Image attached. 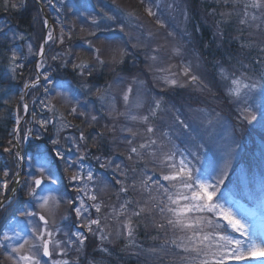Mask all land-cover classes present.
Here are the masks:
<instances>
[{
	"label": "snow or ice",
	"instance_id": "1",
	"mask_svg": "<svg viewBox=\"0 0 264 264\" xmlns=\"http://www.w3.org/2000/svg\"><path fill=\"white\" fill-rule=\"evenodd\" d=\"M214 2L225 5L231 2L234 9L237 5L241 6L239 11L219 13L221 19L217 21V31L213 34L214 38L216 36L223 37L224 33L219 26L229 23L234 15L239 18L238 23L243 27L254 26L259 29L261 23H264V0H214ZM12 6L15 7V5ZM157 7H159V4H157ZM168 8L180 11L185 24L190 21L191 16L187 0H173ZM147 11L149 16L156 15L151 7ZM209 15H217L216 9H211ZM105 19L115 21L117 18L101 9L100 19L92 17L91 24L99 28L100 20ZM257 21L261 23H257ZM157 23L161 27H165L164 21L159 18H157ZM45 25L47 26V21H45ZM119 28L121 32L124 31L122 24ZM195 31L197 33L201 31L199 23L196 24ZM90 35L95 36L96 32L93 31ZM149 35L151 36V33ZM168 35L171 36L173 33L169 32ZM185 35L190 36L191 34L185 32ZM51 39L52 33L49 32L48 40ZM61 42L63 41L61 40ZM85 43L92 49L97 64L103 66L105 61L100 57L101 50L95 48L89 40H86ZM138 46L139 41L137 44L132 45L133 48ZM246 46L251 47L252 45L241 44V47ZM158 51V49H153L154 53ZM261 51L264 52V48H261ZM171 53L173 56H182V46H174ZM40 54L43 55V46H41ZM132 55L133 53H130L127 48H120L119 59L113 55V63L122 64L125 57ZM53 59L55 60L56 57L54 56ZM148 59L155 62L158 60V56L154 54ZM15 60L16 54L13 53L12 61ZM257 63L264 65V61H257ZM40 66L37 65V67ZM173 67L169 65L168 68L156 69L161 74L156 76L155 79L169 88H183L186 87V84L182 82L180 77H187L188 83L195 85L201 92L211 91L209 85L199 76L191 74L192 65L190 62L184 65L179 73L173 72L171 70ZM217 67L220 81L226 82L225 94L236 104L241 121L249 125L256 122L264 127V104L258 109L255 103L257 94L264 97V73H261L260 80L257 81L247 72H240L237 75L235 72L219 65V62H217ZM241 67H244L242 63ZM73 68L79 69V75L82 77L85 75L86 69L88 70L87 75H92L91 65L83 61L74 64ZM44 79L51 83L47 75ZM31 86L35 87L36 85ZM28 87L29 85L25 84V88ZM47 91L48 89H45V92ZM80 91L84 92L85 95L91 94V88L86 83L80 85ZM132 91V88L129 87L123 94V102L126 108L129 106ZM56 94L61 96L66 103L72 105L71 115L84 117L89 124L98 121L96 115L84 110L89 107V103L87 100L82 102L77 93L70 96L67 92L57 91ZM96 95L100 101L106 99L105 91L99 88L96 89ZM21 99H23V96H21ZM143 104V98L138 95L135 100V107L137 109L142 108ZM50 110L52 109L50 108ZM24 111H28L26 104L24 105ZM112 111H115L114 105ZM165 111L163 97H161L159 99L153 98V103L148 108L147 114H133L131 111L118 113L119 116H126L128 120L134 123L144 125L143 131L139 129L134 131L132 127L121 128V132H127L131 136V138H126L128 145L126 159L133 162V164L145 163V168L140 172L141 178L138 181L133 180L132 184H128V172L131 170L135 173L136 168L128 169L126 166L122 167L121 164L117 163L113 169L114 172L123 177V179L114 177L115 183L120 185L117 194L118 199L119 194L126 196L130 188L134 190L138 188L141 192H147L148 194L143 204L130 198L125 199L120 203L119 208L113 205L109 213L117 220L121 216L126 217L121 223V228L128 239L127 246H135L133 238L138 225L133 223L132 218L148 215L151 218L153 227L157 230L170 231L174 234L170 240L164 241L161 248L171 244L183 253L180 256L181 264H230V262L247 264L250 257L264 256V219L256 224L253 215L246 210L234 211L235 202L231 200L230 196L226 197L220 192L221 185L224 184L227 176V169L231 165L232 150L229 149L225 153L226 159L219 170H217L214 163L206 164L202 151L206 149V144L211 145L214 143L211 135L206 133V128L202 130L194 122L181 119L180 109H176L174 126L177 136L182 135L187 141L185 147L181 148L175 143L168 131H160L154 123L155 120L160 119V113ZM193 111L202 113L205 118L209 115L207 108H197ZM219 120L220 114L217 112L216 121ZM61 121L62 126H70L63 123V115H61ZM39 123L43 128L50 121L45 119L39 121ZM202 123L212 126L214 122L212 119H206ZM29 135H31V129L28 130L24 139L27 140ZM98 135L103 136V133ZM137 137L140 138V142H137ZM16 139L19 140V136ZM79 140H87L83 131L80 132ZM58 143V140H52L53 145ZM4 151L11 152V149L5 148ZM53 151L54 157L45 151L39 154L35 161L30 159L29 179L26 184L30 201H34L35 204L26 202L24 211L20 213L25 218L26 223L23 227L20 226L18 221L10 223L8 230L3 232L2 239H0V249H6L5 255L12 261V264H48V261H50V264H69L66 259H53L55 250H58L55 251V255L66 256V249L62 247V244L66 243L68 247L78 244L79 247L76 250L79 252L82 251L88 234L96 236L101 241V245L108 241L111 235L106 233L99 217L103 204L97 202L98 197L95 194L94 187L96 178L93 170L89 168L85 172L84 165L80 163L84 159L83 156L78 155L75 159H65L64 153L59 149H53ZM76 151H80L79 146H77ZM208 151H211V148H208ZM15 156L18 160L22 159L19 152H16ZM56 159L65 164V172L73 170L74 166L78 167V171H73L70 183L81 185L75 189L77 192L76 199H68L67 203L76 205L78 202V206L73 207V212L77 220L81 221L78 227L83 231H73L71 235L65 232L64 235L68 237L66 242L53 239L54 233H59L62 229L58 226L50 227L48 216L43 214L44 211L51 214L53 207L58 206L63 201V196L60 194L61 177L57 175L58 165L55 162ZM96 159L99 161L100 157L97 156ZM148 160L153 164L150 170L151 175H148ZM113 163L114 161L108 158L107 164L101 163L100 167H111ZM8 175L9 172L5 171L4 176L7 177ZM13 175L15 181L19 183L20 173L16 172ZM3 188H8L7 182L3 183ZM12 191L15 193L16 190L13 189ZM80 193H83V196L93 203L87 204L85 199L79 195ZM8 203L10 204L11 200ZM133 204L136 207L130 210L129 206ZM4 207L5 203L0 201V209ZM93 209L97 214V218H91ZM154 214L160 217L159 221L155 219ZM107 218V216L104 217V219ZM64 219L66 220L67 217H64ZM121 234L120 231H117L116 236L119 237ZM152 239H157V237H152ZM100 251L110 254L109 250L104 247H101ZM151 251L155 253L157 249ZM44 257L48 258V261H44L42 259Z\"/></svg>",
	"mask_w": 264,
	"mask_h": 264
},
{
	"label": "trees",
	"instance_id": "2",
	"mask_svg": "<svg viewBox=\"0 0 264 264\" xmlns=\"http://www.w3.org/2000/svg\"><path fill=\"white\" fill-rule=\"evenodd\" d=\"M107 3H114L113 5L122 9L125 12L138 14L143 11V3L141 0H106ZM192 6L197 3H202V6L199 8V16L190 20L189 23V33L190 39L185 43V46L193 55V59L201 62L203 65H198L199 67H206L212 70L210 74H201V79L209 85L211 91L201 92L196 90V86L188 83V78L183 77L182 82L186 84V87L179 88L178 91L180 96L176 97L172 91L177 88H169L163 85L159 80L155 79V74L151 73L148 63L146 64L147 55H144L138 51H135L132 56H129L124 63L119 64L120 66H112L111 53H108L106 50H102V43L98 44V38L96 36L85 38L89 36L87 27L83 26L82 18H78V8L70 7L66 2V14L63 18L64 26L70 27L71 37H67V40L64 43L60 44V48L55 47L56 59L53 62L51 61L52 53L51 46L48 45L47 55L45 60V69L54 71L55 81L58 84H69L74 90L81 93V101L87 100L89 107L85 109L90 112L92 106L97 104V95L96 89L99 88L104 90L110 85V82H120L124 83L127 86L133 88V91L139 90L141 94L151 95V101H149L143 108H140L138 111L139 115L147 114L148 108L153 103V98H156L157 94H161L164 100V106L166 111L160 113V119L154 121L160 131H168L176 144L181 148L184 146L181 144L185 137L177 136L176 129L173 127L174 124V115L176 114V109L182 103H187V107L191 108H207L208 110H214L219 114H222L224 106L232 105V108L237 112V106L232 102L231 98L225 94V84L226 82L220 81L218 76V67L219 65L227 68L231 72H235L237 75L240 72H247L249 75L253 76L255 80L259 81L261 73H264V65L257 63V61H264V52L261 51V48H264V23H261L259 29L254 26L243 27L238 23V17L233 16L232 19L227 24H221L219 27L223 31V37L216 36L214 38V33L217 31V21L221 19L219 16L220 12H231L239 11L240 5H237L234 9L233 4L230 2L227 5L221 3L216 4L214 0H187ZM12 5H15L13 7ZM189 7V6H188ZM216 9L217 15H209L211 9ZM202 18L204 20H202ZM54 22L56 29L63 30V23L58 22L57 18L54 15ZM199 23L201 31L197 33L195 31L196 24ZM0 25L3 27L0 28V186L2 184V174L7 168L12 167L14 160L16 159L15 153L5 152V148L13 149L14 143L12 139V124L14 122V115L19 114L21 108H24L23 103H18V96L20 90L25 87L30 81L36 79V72L33 68L28 69L25 67H18L14 64L15 61H12L13 53L18 51V46H21L22 52L21 56L25 59L26 51L24 49V41H27L34 46L36 53L40 51L43 37L45 33L44 25V16L42 15L39 7L37 6L34 0H0ZM195 25V26H193ZM66 35V34H65ZM23 38V40H22ZM89 40L92 42L95 48H99L100 57L105 61L103 66L97 64L94 59V54L92 49L88 48L85 45V41ZM57 44V42H55ZM98 44V45H97ZM241 44H251V47H241ZM96 45V46H95ZM207 45V47H205ZM65 48V49H64ZM68 50L72 56V61L69 60V64L66 63L64 57V51ZM26 60V59H25ZM85 62L91 65L92 75H87V69L85 70V75L82 77L79 75V69H74V64H79L80 62ZM239 61V63H238ZM184 62L187 64L188 58H185ZM14 63V64H12ZM241 63L244 67H241ZM196 66L191 70V74H194L197 69ZM144 80L146 82L140 83ZM88 84L91 88V94L85 95L84 92L80 91L81 84ZM147 83V84H144ZM194 89H193V88ZM191 90L196 94L197 100L185 99L187 92ZM186 92V93H185ZM200 92V93H199ZM40 93L32 91L28 96L29 103L33 106L35 100ZM202 95H206L201 99ZM176 100L178 102H176ZM198 100L200 102H198ZM92 103H94L92 105ZM169 106V107H168ZM68 116L72 119V124H77L76 128L82 129L88 135V138L91 139V136L94 133L104 132L103 126L97 125L96 127H88L85 124V121L82 123L83 119L75 123V117L72 118V115L69 114V108L65 107ZM259 109V108H258ZM182 113V111L180 112ZM199 113V112H198ZM202 116V113H199ZM231 119L234 120L232 115H229ZM186 119V118H182ZM256 123V122H254ZM133 130L143 131L144 125L139 123H132ZM202 123H196L197 127L201 126ZM240 124V121H239ZM257 125L261 126L259 123ZM172 126V127H171ZM27 125H24L21 132V138L23 132L26 133ZM240 128V127H239ZM108 131V130H107ZM251 134H254V137L257 135L254 130H249ZM54 132L51 133V128L47 133L48 139L53 137ZM85 134V133H84ZM219 137H222L221 134H218ZM180 137H182L180 139ZM104 138V137H103ZM131 138V136H130ZM248 140L246 137L245 141ZM49 140L45 142H36L30 143L29 146L24 148V152L29 154L31 157L37 153L36 144L40 143L46 144L50 147ZM103 141V139H102ZM137 142H140V138L137 137ZM107 143L100 140L92 142L88 141L86 143L87 147L94 146V151L92 153V159L97 160L96 157L99 156L100 160L104 155H108L117 152L119 156L125 161L126 167L131 169L136 168V172L133 173L131 170L128 172V184H132L133 180L138 181L140 177V172L145 168V163L140 162L133 164V162L126 159L128 155V145L126 142L122 143L119 141V132L116 131V140L113 144V148L106 146ZM105 152L104 155H101V150ZM207 152V150L204 151ZM203 153V152H202ZM116 155V154H114ZM209 156L206 153L205 158ZM115 159H118L115 157ZM99 160V161H100ZM120 160V159H119ZM147 160V158H146ZM99 161H97L99 165ZM122 161V160H121ZM153 164L150 160L147 162V168L149 169L148 175H151V169ZM264 173V160L260 165L251 166L246 172H240V178H232L229 183H234L240 186V182L247 180H256V184L246 185L247 189L255 187L261 180ZM115 178L123 179L122 176H119L118 173L111 176V180H108L104 175L99 179L98 192L99 196L103 197L104 207L102 212L99 214L102 223L106 226V232L110 233V242L102 245V247L107 248L110 254H105L100 251V246L95 245L93 250H82L69 253V257L78 258L82 264H181L180 256L183 255L179 250L173 247L171 244L165 245L161 248V245H164L165 240H170L173 237V233L168 231H159L153 227L151 223V218L148 215L136 218L133 217V223L137 224V228L134 235V244L135 246L128 247V239L126 234H122L120 237H115L113 231L118 228L116 225L117 219L109 213L111 208L106 210V204L108 198L111 199V204L119 207L120 203L125 199H132L134 201H139L140 204L144 203V200L147 199V192H141L134 189H129L127 195L119 194L118 192L120 185L115 183ZM245 184V183H244ZM228 187V186H227ZM20 199V198H19ZM19 201L16 202L15 209L13 212L8 214V217L18 213L20 211ZM136 206L135 204L130 205L129 209L132 210ZM64 206L61 209V212H64ZM155 215V214H154ZM107 216V219L104 217ZM7 217V218H8ZM157 221L160 220L158 215H155ZM119 221L122 219L119 217ZM103 226V225H102ZM152 237H157V239H152ZM99 240V239H98ZM100 241V240H99ZM157 249L154 253L151 250ZM178 255L177 261H174ZM232 264V262H230Z\"/></svg>",
	"mask_w": 264,
	"mask_h": 264
},
{
	"label": "rangeland",
	"instance_id": "3",
	"mask_svg": "<svg viewBox=\"0 0 264 264\" xmlns=\"http://www.w3.org/2000/svg\"><path fill=\"white\" fill-rule=\"evenodd\" d=\"M48 3H55L56 9H54L53 13L56 15L58 22L63 23V18L67 12L65 3L67 2L69 6L78 8V18H82L83 26L87 27L88 29V34L91 32L95 31L96 32V37H100L102 41H106V38L104 36H109L111 33L114 34L113 36V42H107L106 48L109 49L111 53V59L113 58V54L116 56L117 59H119V49L120 48H127V50L130 53H135V51H138L144 55H147L146 58V64L148 63L149 70L151 73L155 74V77L160 75L161 73H158L156 69L160 68H168L169 65L174 66L171 70L173 72L179 73L181 68L184 65H187L189 62L192 65V69L194 66L198 68V65H203L201 62L197 61L196 59H193L192 53L189 51L187 46H185V43L188 39H190L189 35H185V32L189 33V23L190 21L185 24L183 16L180 11L176 10H171L168 8L169 4L173 3V0H141L143 3V11L138 13V14H133V13H127L126 15L121 12V9L119 10L118 8L114 9L113 7H109L106 5L104 2L103 4L100 2L101 0H46ZM87 3H91L93 7H88ZM188 6H189V12L191 19L196 18L199 16V8L202 6V3H197L194 6L187 1ZM157 4H159V7H157ZM152 8V10L156 13L155 16H149L148 15V8ZM101 9L104 10V12H107L109 15H114L116 16L115 21H109V20H100V25L99 28L91 24V18L96 17L97 19H100L101 16ZM157 18L161 19L164 21L165 27H161L157 23ZM190 19V20H191ZM202 20H204L202 18ZM124 26V31L121 32L119 26L120 25ZM195 26V25H193ZM3 26L0 25V28ZM63 30H58L54 29L52 31V39L49 40L50 46H51V61L53 62L54 59L53 57L56 55L55 52V47L60 48V44L64 43V41L67 40V37H71L70 33V27L64 26L63 23ZM171 32L173 35H168V33ZM151 33V36L149 35ZM66 34V35H65ZM94 37L92 35L86 36L85 38H90ZM23 40V38H22ZM61 40L63 42H61ZM139 41V46L136 48H133V44H137ZM24 49L26 51L25 59L22 58L21 52L22 48L21 46H18V51H16V60H15V66L21 67L25 65H34L38 53H36L34 46L28 43L27 41H24ZM57 42V44L55 43ZM102 46V50L107 49ZM182 46L183 48V55L182 56H173L171 53V50L174 46ZM31 48V50H30ZM65 49V48H64ZM153 49H158V52H153ZM68 50L64 51V57L66 60V63L69 64L70 59L72 61V56ZM48 52V50H47ZM157 55L158 60L153 62L148 57L151 55ZM58 55V54H57ZM56 55V56H57ZM129 57V56H128ZM125 57V60L128 58ZM185 58H188L187 64L184 62ZM45 63V62H44ZM119 67L120 65L117 63H113L112 59V66ZM121 67V66H120ZM191 69V70H192ZM212 73V70L206 67H199L197 71L194 73L195 75L201 77V74H210ZM48 76L49 79L51 80V83H49L48 80H45L44 77ZM53 73L50 71H45L43 73V89L44 93L43 97H40L38 101L35 103V113H34V133H31L30 138L28 140L33 139V144L36 142H45L49 140L50 142V147L48 145H40V143L36 144L37 148V153L33 157V161L37 158L39 154L42 152H47L49 155L54 157V151L53 149H59L61 152L64 153L65 159H75L78 155L83 156L84 159L80 162L84 165V170L85 172L91 168L94 172V176L96 178L95 182V194L98 197L97 202H102L104 207L105 201H103V197L99 196L98 192V186H99V180L98 176L103 175L102 171L100 174H98V167L96 165H92L90 163H87V158L89 156H86L87 154L92 155L94 151V146L90 147L89 152L85 149L86 147V141H80L79 140V132L74 131L76 130L72 124V119L68 116V113L65 109L67 106L69 110L71 109L72 105L68 104L64 101V99L61 96H58L56 94L57 91H63L67 92L70 96L73 93H77L79 95V98L81 97V93L79 91L74 90L69 84H57L54 79L52 78ZM182 76L180 79L182 80ZM185 78V77H184ZM122 81V80H120ZM110 82V85L106 87L104 90L106 94V99L104 101H97L96 106H92L90 108V113L92 115H96L98 117V121L89 124L84 117H77L72 115V118L75 117V123L79 122V120L82 121V123L85 121V124L88 127H96L98 124L103 126L102 128L104 129L103 136L98 135L97 133H94L91 136V139H89V142H95L100 140L101 142L107 143L106 146L113 148V144H115L116 140V131L119 132V141L124 143L126 142V138H130V134L127 132H121V128L123 127H132L133 128V122L128 120L126 116H119L118 113L124 112L127 113L131 111L133 114H138L139 109L135 107V100L137 96L139 95L140 97L143 98L144 104L143 107L151 101V95L150 93L147 94L145 93L144 95L140 93L139 90H136L135 92L132 91V94L130 96V103L129 106L126 108L123 102V94L124 92L131 86H129V82L127 83V86L124 85L122 82ZM147 80H144L142 82H146ZM147 84V83H144ZM132 88V87H131ZM193 88V87H192ZM45 89H48L47 92H45ZM179 87L176 90H173L172 93L178 97L180 96V93L178 91ZM194 89V88H193ZM133 90V88H132ZM198 90V88H196ZM200 91V90H198ZM186 93V92H185ZM200 93V92H199ZM188 95H186L185 99H191V100H197L196 94L189 90L187 92ZM206 95H202L201 99L204 98ZM161 94L156 95V99L161 98ZM81 100V99H80ZM164 101V100H163ZM43 102V103H42ZM176 102H178L176 100ZM198 102H200L198 100ZM255 103L257 108H260L262 104H264V97L260 96L257 94L255 96ZM94 103H92L93 105ZM114 105L115 111H112V106ZM187 103H182V105L178 106V109H180L181 113V119L186 118V120L190 122L196 123H202V121L206 119H212L213 120V125L212 126H207L205 123H202L201 126L198 128L200 129H205L206 128V133L210 134L212 139L214 140V143L211 145L206 144V149L208 151V148H211V151H208L211 156H207L205 158V163L206 164H212L214 163L217 170L223 165L224 160L226 159L225 153L231 149L232 150V159H231V165L227 169V176L224 181V184L221 185L220 192L224 194V196H230V194H235L237 197H241L245 200H249L252 203H258L261 200H263L264 197V189L263 187L259 188H254V189H247L246 185L253 184L255 185L257 182L256 180H250L247 182V180L243 181L244 183L240 182V186H233L232 188H226V180L229 178L235 176L237 178H240V172H246L251 166H257L262 163L264 160V127L257 125L256 123H253L251 125L247 124L246 122H242L238 112H235L232 108V105H226L224 106V109H222L223 113L220 114V120L217 122L216 121V111L209 110V115L207 118H205L203 115L200 116L198 112L193 111L194 109L197 108H191L187 107ZM142 107V108H143ZM165 107V106H164ZM169 107V106H168ZM50 108L52 110H50ZM85 110V109H84ZM86 111V110H85ZM24 114V108H21L19 111V118L22 117ZM70 114V111H69ZM61 115L64 117L63 123L66 125L70 126H62V121H61ZM229 115H232L234 117V120L229 117ZM49 120L50 123L46 125L45 127H41L39 121L41 120ZM16 121H19L16 119ZM240 121V124H239ZM17 125V124H16ZM77 125V124H76ZM49 127L51 128V133L52 130L54 132L53 138L48 139L47 133L49 131ZM172 127V126H171ZM173 127L174 124H173ZM240 127V128H239ZM108 130V131H107ZM249 130H254L256 132V136L254 137V134H251L248 132ZM80 131H83L80 129ZM85 136L88 139V135L85 131ZM207 134H206V139H207ZM218 134H221L222 137H219ZM26 133L23 132L22 138L20 140L21 143L24 142V136ZM227 135V136H226ZM39 137V139H37ZM104 137V138H103ZM183 137V136H182ZM180 137V139L182 138ZM233 138V140L231 139ZM246 137H248V140L245 141ZM103 139V141H102ZM52 140H58L59 143L56 145L52 144ZM226 140H230L228 143H226ZM184 142H181V144L185 147V143L187 142L186 140H183ZM79 146L80 151L77 152L76 148ZM101 150V155H104L105 152ZM202 152V155L205 157L206 152L204 154V151ZM116 154V155H114ZM119 153L113 152L109 155L112 157H116L118 159L111 158L114 163L111 167H105L103 168L105 170L106 175L109 176V179L111 176L115 175L116 172L113 171L115 164L119 163L123 166H126L125 161L123 158L119 155ZM110 156V157H111ZM105 157V155H104ZM109 157V158H110ZM120 159V160H119ZM122 160V161H121ZM58 159H56L55 162H57ZM108 158H105L102 160L101 163L107 164ZM58 165V172L57 175L61 177V188H60V194L63 196V200L66 198L68 199H73L75 200L77 197V192L75 189L77 187H80L81 185L78 184H71L70 183V177L73 174V171H78V167L74 166L73 170H70L68 172L64 171L65 164L63 162L57 163ZM29 169H27L26 175L29 173L30 170V164H29ZM102 170V169H101ZM9 172V175L7 177H4V182H7L8 188L3 190V198L1 201H4L5 207L0 210V224L4 223V221L7 219L8 214L14 211L16 202L19 201L20 204V213L24 211V205L26 202H31L32 204H35L34 201H30V197L28 196V187L26 185H20L17 187L15 193H13V189L15 186V179H14V173L19 172V163L18 159L16 158L14 160L13 166L7 168ZM64 175H67V178L65 179ZM29 177L27 176L26 181H28ZM65 180V182H63ZM264 180V173L262 175V178L260 181ZM69 182V183H68ZM71 184V186H68ZM232 186V185H231ZM92 187V185H90ZM21 190H25L24 196H21ZM39 191V190H37ZM0 194H1V186H0ZM66 195V196H65ZM82 198L85 199V202L87 204L93 203L92 201L87 200L86 197L83 196V193L79 194ZM12 197V198H11ZM20 198V199H19ZM11 200V203L9 204L8 201ZM231 200L235 202V207L234 211H247L250 214L253 215L255 223L259 224L262 219H264V210L258 211L259 208L253 207V206H248L244 202L237 200V198H232ZM61 204V203H60ZM106 210L108 208L112 209V204H111V199L108 198L107 204H106ZM78 206V202L76 205H70L67 203V208H66V213L70 214L67 219L65 220L63 217H61V220L57 222L56 217H55V211L53 207L52 213L49 214L47 211H44L43 214L48 216L50 220V227H60L62 229L61 232L59 233H54L53 239L54 240H60L66 242L68 237L64 235L65 232H68L69 235L73 231H83V229L78 227V224L81 221H78L76 218L75 213L73 212V207ZM119 208V207H118ZM102 212V210H101ZM51 216V217H50ZM100 217V215H99ZM91 218H97V214L95 213V210H92V217ZM122 221L117 220L116 225H118V228L113 231L114 236L117 238L116 233L117 231H120L123 234V229L121 228V223L126 219L125 216L120 217ZM20 222V226L23 227V225L26 223L25 218L20 214L19 216L17 215L15 219L11 223L15 222ZM102 225L105 227L106 226L102 223ZM9 225L7 226L6 230H8ZM1 228V227H0ZM4 231V232H5ZM107 233V232H106ZM122 234L120 236H122ZM119 236V237H120ZM73 239H75L73 237ZM110 239L108 241H105L103 243H109ZM95 245H99L100 248L102 247L101 241L98 240V238L92 234H88V238L85 241V244L83 246L82 250H93V247ZM62 247L66 249L67 254H69V250L72 249H77L79 247L78 244H73L71 247H68L65 244H62ZM6 249H0V253L3 256V264H12V261L7 258L5 255ZM58 251V250H55ZM53 255V259H65L61 256ZM66 254V255H67ZM9 260L8 262L5 260ZM2 260V257H1ZM178 255L174 261H177ZM235 263V262H232ZM48 264H50V261H48ZM69 264H72L69 262ZM247 264H264V256H257L253 258L251 261H248Z\"/></svg>",
	"mask_w": 264,
	"mask_h": 264
},
{
	"label": "water",
	"instance_id": "4",
	"mask_svg": "<svg viewBox=\"0 0 264 264\" xmlns=\"http://www.w3.org/2000/svg\"><path fill=\"white\" fill-rule=\"evenodd\" d=\"M44 52H45V48L43 49V54H44ZM39 81H40V80H39ZM39 81L34 82V83H31V84L29 85V87L26 88V92H28V90H29V88L31 87V85L36 84V83H38ZM24 167H25V166H24V162L22 161V163H21V171H20V182H22V177H23Z\"/></svg>",
	"mask_w": 264,
	"mask_h": 264
},
{
	"label": "bare ground",
	"instance_id": "5",
	"mask_svg": "<svg viewBox=\"0 0 264 264\" xmlns=\"http://www.w3.org/2000/svg\"><path fill=\"white\" fill-rule=\"evenodd\" d=\"M2 200V197L0 198V201Z\"/></svg>",
	"mask_w": 264,
	"mask_h": 264
}]
</instances>
